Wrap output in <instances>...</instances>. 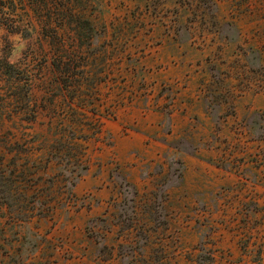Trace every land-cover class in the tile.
Listing matches in <instances>:
<instances>
[{
    "label": "rangeland",
    "instance_id": "1",
    "mask_svg": "<svg viewBox=\"0 0 264 264\" xmlns=\"http://www.w3.org/2000/svg\"><path fill=\"white\" fill-rule=\"evenodd\" d=\"M49 2L22 12L45 16ZM70 8L93 25L88 39L37 26L23 37L0 23V57L27 74L36 111L5 122L17 141L36 135L34 144L50 147L74 126L59 110L71 101L55 88L59 46L89 52L85 79L69 94L100 122L75 202L21 225L0 214V264H120L117 246L133 244L135 231L111 223L118 172L137 189L136 224L154 264H264V0H71Z\"/></svg>",
    "mask_w": 264,
    "mask_h": 264
},
{
    "label": "trees",
    "instance_id": "2",
    "mask_svg": "<svg viewBox=\"0 0 264 264\" xmlns=\"http://www.w3.org/2000/svg\"><path fill=\"white\" fill-rule=\"evenodd\" d=\"M29 1L33 5L39 2V0H0V23L22 32L23 37H29L36 26L54 33L70 30L77 37L84 39H88L95 32L88 19L72 11L71 0H47L50 1L47 4L50 13L35 19L26 18L22 12ZM58 1L67 7L62 4L61 12L56 13L59 8L56 5ZM88 53L79 47L66 49L63 46L52 52L53 66L56 69L55 88L60 90L58 96L61 101L67 102L68 94L71 100L67 109L59 110L63 117L71 118L70 121H73L74 126L69 129L64 128V132L59 134L58 140L50 147H46V144L44 146L34 144L36 135L28 136L29 138L21 142L17 141L12 130L5 126V122L11 123L13 117L17 115L25 117V119L20 118L21 121H27V117L30 116L28 119L31 121L36 118V111L35 108L28 106L29 77L14 64L0 57V214H7L9 222L13 225L28 223L35 218L49 219L54 216L57 209H65L77 200L74 189L89 171L88 162L84 158L86 143L100 134V122L94 118L98 116L96 114L98 112L95 110L86 112L83 108L84 104L80 106V102L73 107L74 97L69 94L70 89L77 87L72 85L74 81L85 79L84 67ZM76 71H79L77 73L81 76L77 75ZM50 104L53 113L59 116L56 106L52 102ZM87 113H92V118H89ZM11 125L14 127L13 122ZM35 153H38L36 157L33 156ZM51 163L56 165L52 170L49 165ZM49 171L53 173L49 174ZM116 177L120 181L119 184L117 183V188L122 200L111 223L122 232L135 231L133 244L117 246L120 264H154L156 260L155 263H158L159 259L152 261L154 257L150 260L143 254V248L149 241L144 226L136 224L137 189L127 179V175L118 172ZM177 177L181 179L182 176L178 174ZM55 188L56 194L52 191ZM157 194V192L152 193L154 200ZM153 212V208H149V216L152 219H154Z\"/></svg>",
    "mask_w": 264,
    "mask_h": 264
}]
</instances>
